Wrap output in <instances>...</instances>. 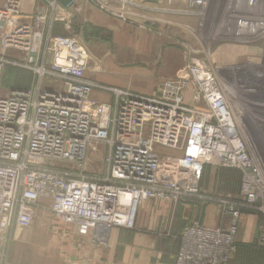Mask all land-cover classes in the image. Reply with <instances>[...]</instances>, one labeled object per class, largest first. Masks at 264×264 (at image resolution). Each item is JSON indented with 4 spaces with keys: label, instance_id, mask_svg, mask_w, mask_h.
Masks as SVG:
<instances>
[{
    "label": "built area",
    "instance_id": "1",
    "mask_svg": "<svg viewBox=\"0 0 264 264\" xmlns=\"http://www.w3.org/2000/svg\"><path fill=\"white\" fill-rule=\"evenodd\" d=\"M37 1L43 10L29 17L23 0L0 5V246L11 229L32 226L44 201L55 216L100 240L115 229L135 230L137 207L146 202L167 204L176 217L184 206L198 210L216 201L215 226L188 220L178 235L169 232L179 243L174 264H231L244 211L262 216L255 243L264 260V157L233 106L236 80L224 83L189 53L182 74L154 95L102 87L86 77L90 56L81 39L52 35L57 22L71 29L72 14L57 0ZM89 1L126 21L146 0ZM183 1L206 19L212 0ZM219 4L214 39L230 37L236 20V39L264 40V0ZM9 50L27 55L8 59ZM6 65L31 71L32 85L4 94ZM94 89L112 93V103L90 105ZM257 107L252 112L264 138V101ZM206 166L239 171L238 196L204 191Z\"/></svg>",
    "mask_w": 264,
    "mask_h": 264
},
{
    "label": "rangeland",
    "instance_id": "2",
    "mask_svg": "<svg viewBox=\"0 0 264 264\" xmlns=\"http://www.w3.org/2000/svg\"><path fill=\"white\" fill-rule=\"evenodd\" d=\"M220 0H212L210 3L208 12L206 13V19L199 20L197 15L194 13H191L188 11L187 6L183 0H146L144 5L145 7H140L133 9V14L129 15L127 17V22H132L134 24H141L147 27L167 30L174 34V36L177 38L176 40L181 41L183 37V30L180 28V25H182V18L181 16L177 14H181L182 12L189 14L190 20L192 22L197 21V29L194 31L195 28L191 27L189 35V43H187V49L188 51L191 49L193 52H200L201 55L194 56V57H200V59L206 64L207 68L217 75L219 78L223 80L224 83H227L229 85L233 84L232 82H235L237 88L236 96H234L232 99L234 100L233 106L241 107V109H244L246 112H244L243 121L245 125V135L248 138V142H252V146L254 148H257L254 144L253 138L248 135L251 129L247 126L248 117L254 119V110L258 109V104L262 103L264 101V40L263 41H243L236 39L239 35L236 34L238 28H236V20L231 21L230 26L233 27L232 33L229 35L230 37H223V38H215L214 39V30H215V23H216V14L218 11V7ZM4 2L0 5H3ZM41 8H35L34 13L38 11H42ZM85 8L88 9H97V7L94 6V3L89 0H75V5L68 9V11L72 14V18L70 20V26L71 29L68 30L67 26L64 22H57L56 24H62L68 32H62L61 35H65L66 37H78L80 39L86 40V38L82 37V28L84 24H89L85 22ZM104 13V12H103ZM109 16V15H108ZM111 17V16H110ZM113 18V17H112ZM118 19V18H115ZM202 22L203 25H200L199 22ZM91 25V24H90ZM93 26V25H92ZM186 28L190 27V25L183 24ZM235 32V33H234ZM53 36L54 33H52ZM185 35V34H184ZM64 37V36H60ZM240 37V36H239ZM196 38V39H195ZM229 38V39H228ZM95 39V38H94ZM91 40V39H87ZM82 43V41H81ZM223 44H229V45H245L246 47L250 48H256L259 52V55H255V61L258 59V56L260 57L258 62L254 61H248L247 62H241V58L236 57L234 59L227 60L226 55H213L217 52V47ZM194 48V49H193ZM15 50H9L6 52L7 58H15L22 60L25 58V55H20L19 53L12 52ZM18 54V55H16ZM237 56V55H234ZM262 57V59H261ZM188 64V63H187ZM218 67V68H216ZM15 68L11 65H7L6 70H10V74L8 77H5L4 74V81L6 82V79L9 78V76L12 75L11 69ZM19 69V68H18ZM185 69V68H184ZM217 69V70H216ZM219 69V70H218ZM13 70V69H12ZM25 71H28L32 74L33 81L35 79L34 74L24 69ZM236 78V79H235ZM250 90L249 92H247ZM3 93H7L8 90L3 88ZM247 93H245V92ZM234 95V93H233ZM243 99V100H241ZM246 101V102H244ZM249 103V104H248ZM243 110V111H244ZM253 111V112H252ZM255 113V112H254ZM246 117V118H245ZM255 120V119H254ZM256 121V120H255ZM250 138V139H249ZM252 139V140H251ZM249 142V143H250ZM257 142V140H256ZM258 146V144H257ZM102 149V147H101ZM161 151L168 152L165 149H159ZM259 146H258V154L259 153ZM175 155H180V153L176 152ZM207 169V168H206ZM206 169H204L201 177V187L204 191L209 193L212 197H216L215 195L219 194H226L230 195L232 197H237L240 192V185H241V178L240 175L230 169H221V168H215L209 166V172L212 171L215 173V179L209 178L208 173L206 172ZM215 170V171H213ZM97 171V169H95ZM154 207L159 212H161V215L158 216H151L147 213V215H143V210H139V217H138V223L135 230H125L121 229L122 233L126 232L128 235L133 234H145L149 235L150 237L154 238L155 240H158V243H174L177 248L179 247L178 241L173 242V239L169 236L170 233L177 234L181 232L183 224H179L177 226L175 225L176 217H173V207H170L167 204L160 203L158 201H149L146 202L141 206L142 207ZM47 204H43L42 208L40 209L41 212L39 213V216H37V219H35L34 223L31 227L27 229H17L16 227L11 229L8 232V235L4 236V239L2 240L1 246H0V264L12 263V264H25L27 263L26 258L27 257H33L30 258V262L32 264H75L77 260H79L88 250L90 253L93 252V244L95 242L96 245L102 243L100 239L94 238V235L91 238V242L89 240L88 247H85L86 242H82L84 237H87L90 232L81 230L78 226L73 224H68L65 221H63L61 218L57 217L52 213L49 209H46ZM210 207H215L217 212V221H219V206L216 201H209L206 203L205 207L202 209H190L194 214H196V219L203 223L202 219H200V216H203L207 214V209ZM180 211V210H178ZM178 211L175 213L178 214ZM249 213L251 215H254L257 219L256 226L253 231V238L254 243L256 242V239L259 236L260 228L262 225V216L259 213H252V212H243ZM177 216V215H176ZM245 215H243L242 219ZM249 216V215H248ZM202 218V217H201ZM241 219V220H242ZM158 222V223H157ZM241 222V221H240ZM218 223V222H217ZM1 227V226H0ZM240 228V227H239ZM1 230V228H0ZM114 231V230H113ZM247 237L249 239V231L247 232ZM176 236V235H175ZM109 239V238H108ZM125 239V238H123ZM93 241V242H92ZM123 241V240H122ZM120 241V246L117 247L116 256L114 259V262L111 264H118L117 261L120 258L124 257L125 252L123 248V243ZM97 242V243H96ZM106 242H108L106 240ZM237 242V241H236ZM252 242V243H253ZM93 243V244H92ZM104 245V244H103ZM241 250V249H240ZM245 251H248V249H245ZM177 251V250H176ZM250 251H253L252 253H260L258 252V249L256 246H253ZM129 253H126L128 255ZM249 255V253H247ZM176 257V252H175ZM245 252H242L240 255L237 254L235 264H246L245 260ZM156 261V259H153ZM258 263L262 264V255L260 254V257L256 258ZM249 261V260H248ZM119 262V261H118ZM175 262V261H174ZM174 264V263H173ZM231 264H234L231 263Z\"/></svg>",
    "mask_w": 264,
    "mask_h": 264
},
{
    "label": "crops",
    "instance_id": "3",
    "mask_svg": "<svg viewBox=\"0 0 264 264\" xmlns=\"http://www.w3.org/2000/svg\"><path fill=\"white\" fill-rule=\"evenodd\" d=\"M4 0H0L2 4ZM41 3L37 0H23L22 11L24 17L31 16L34 9H40ZM85 22L99 28L103 31L102 39L84 40L82 44L86 47L90 56L86 77L94 83L102 86L115 89L130 90L143 95H154L159 85L168 79L178 78L188 63V55H201L200 52H189L187 49L189 43V35L191 27L197 29V21L192 22L190 15L182 12L183 37L181 41L169 31L162 29L147 27L141 24L115 19L107 14L98 11L97 9L85 8ZM183 24L190 25L186 28ZM68 32L61 24L56 25V36H64L60 33ZM193 30L191 32H194ZM185 34V35H184ZM196 39V38H195ZM194 49V48H193ZM20 55H27L24 52L12 51ZM18 55V54H16ZM213 55H226L227 60L236 57L241 58V62L254 61L258 62L260 57L255 61V55H259L256 48L246 47L245 45H229L223 44L217 47V52ZM237 55V56H234ZM262 59V57H261ZM218 68V67H216ZM219 70V69H218ZM113 101V94L101 89H94L90 97V105L109 104ZM187 101L192 103L191 95L188 94ZM199 108L204 109L203 106ZM209 168V167H208ZM206 172H209V169ZM215 171V170H213ZM207 174V173H206ZM209 178L215 179V173L210 171ZM152 202V201H151ZM158 203V201H157ZM162 203V202H160ZM47 204L46 209L50 208V201H44ZM145 204V203H144ZM164 204V203H163ZM142 206V205H141ZM143 215L150 214L158 216L162 213L154 207H142ZM139 209V210H140ZM41 210L36 212L35 219L39 216ZM207 214L200 216L203 224L207 226H215L217 224V212L215 207L207 209ZM202 217V218H201ZM194 214L188 206H184L178 211L175 225L177 226L188 220H195ZM33 221V223H34ZM158 223V222H157ZM257 219L254 215L249 214L244 216L240 222V228L236 237L237 242L250 244L254 241L253 231L256 226ZM183 224V226H184ZM121 229H115L109 236L106 245L101 243L93 244V252L86 250L81 258L75 264H111L114 262L117 247L120 246V241L124 248L125 254L120 258L118 264H173L175 261V252L178 250L174 243L164 242L158 243V240L145 234L128 235L126 232H121ZM249 231V239L247 232ZM82 242L87 248L89 240L93 233H88ZM125 238V239H123ZM93 242V241H92ZM97 243V242H96ZM89 248V247H88ZM126 253H129L126 255ZM27 257V263L30 262ZM153 259H156L154 261Z\"/></svg>",
    "mask_w": 264,
    "mask_h": 264
},
{
    "label": "trees",
    "instance_id": "4",
    "mask_svg": "<svg viewBox=\"0 0 264 264\" xmlns=\"http://www.w3.org/2000/svg\"><path fill=\"white\" fill-rule=\"evenodd\" d=\"M56 25H58V24L54 25L53 31H55ZM81 32H82V34H81L82 37L86 38V39H92V38L102 39L104 37L103 31L101 29L96 28L90 24H84ZM6 67H7V65L4 67L3 72H2V77H1L2 89L6 88L7 90H22V89H27L32 85V81H33L32 80L33 79L32 74L28 71H25L22 68L18 69L16 67L12 68L13 70L11 69L12 75L9 76V78L6 79V82H5L4 81L5 79L3 78L4 74H5V77H8V75L10 74V70L7 71ZM208 167L209 166H206L204 169H206ZM223 169H228V168H223ZM230 170H234V169H230ZM234 171H236L240 175V178H241L240 172L237 170H234ZM240 187H241V185H240ZM236 245L238 248L237 254L240 255L242 252H245L246 259L243 261H245L246 264H260L256 260L257 257L258 258L260 257V254L262 255V264H264L263 251L261 248H259L256 245V243L253 242L250 244H245V243H241V242H236ZM253 246H256V248L258 249V252H260V253H257V252L252 253L253 251L249 252V250H251ZM244 248L248 249V251H245ZM247 253H249V255ZM237 254H236V256H237ZM236 256H235L234 260L232 261V263L234 262V264L236 261Z\"/></svg>",
    "mask_w": 264,
    "mask_h": 264
},
{
    "label": "water",
    "instance_id": "5",
    "mask_svg": "<svg viewBox=\"0 0 264 264\" xmlns=\"http://www.w3.org/2000/svg\"><path fill=\"white\" fill-rule=\"evenodd\" d=\"M57 1L60 3L61 6H63L66 9H69L75 5V0H57ZM246 121L248 123L247 124L248 128L251 129L250 134L248 130V135L251 136V138H253L254 144L257 147V151L259 146V151H260L259 153L264 157V138L262 131L254 119L251 120V118L248 117V120L246 119Z\"/></svg>",
    "mask_w": 264,
    "mask_h": 264
},
{
    "label": "bare ground",
    "instance_id": "6",
    "mask_svg": "<svg viewBox=\"0 0 264 264\" xmlns=\"http://www.w3.org/2000/svg\"><path fill=\"white\" fill-rule=\"evenodd\" d=\"M229 39V38H228ZM217 70V69H216ZM250 90H248L247 92H249ZM245 92V91H244ZM247 92H245V93H247ZM233 93L235 94V96L237 97V95H236V92L235 91H232V95H233ZM250 93V92H249ZM234 96V95H233ZM238 98V97H237ZM241 100H243V99H241ZM244 102H246V101H244ZM260 104V103H259ZM262 105V104H261ZM236 109H237V112H236V114H237V116H238V118H239V120H240V122H241V127L243 128V131H245L246 129H245V125H244V120H243V114H244V112H246L244 109H241V107H239V105L238 106H236ZM244 110V111H243ZM244 121V122H243ZM252 140V139H251ZM257 143V142H256ZM255 149V148H254ZM257 149V148H256ZM139 209V207H137V210ZM205 225V224H204ZM207 226V225H206ZM113 232V231H112ZM111 231H110V233H108V234H105L102 238H101V240L104 242V245H106V240L108 241V238H109V236H110V234L112 233ZM94 235V234H93ZM237 237V236H236ZM235 241H236V238H235ZM103 245V244H102Z\"/></svg>",
    "mask_w": 264,
    "mask_h": 264
}]
</instances>
